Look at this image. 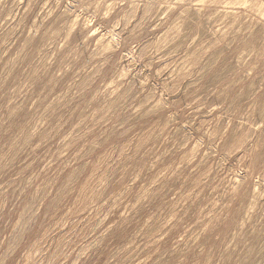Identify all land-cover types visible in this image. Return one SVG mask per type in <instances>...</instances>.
<instances>
[{
	"label": "clouds",
	"instance_id": "1",
	"mask_svg": "<svg viewBox=\"0 0 264 264\" xmlns=\"http://www.w3.org/2000/svg\"><path fill=\"white\" fill-rule=\"evenodd\" d=\"M0 14V87L17 69L23 77L6 107L32 113L0 146L4 171L24 154L0 195L35 184L0 264L17 252V264H85L98 249L102 264H264L256 259L264 255V0H0ZM113 136L122 142L110 144ZM52 141L47 162L39 158V172L25 176ZM57 161L59 171L35 183ZM68 168L70 182L53 195ZM113 184L120 187L109 192ZM145 188L149 197L138 199ZM73 191L21 250L45 200ZM226 222L219 245L206 248ZM133 224L111 245L115 229ZM251 235L258 242L247 247Z\"/></svg>",
	"mask_w": 264,
	"mask_h": 264
},
{
	"label": "rangeland",
	"instance_id": "2",
	"mask_svg": "<svg viewBox=\"0 0 264 264\" xmlns=\"http://www.w3.org/2000/svg\"><path fill=\"white\" fill-rule=\"evenodd\" d=\"M25 2H27V0H25ZM37 9H38V5L25 18V28L31 25ZM0 18H2V14H0ZM53 19H55V17H53ZM51 23L52 20H49L48 24ZM45 27H47V24L45 25ZM20 38L23 39V36H21ZM80 40H81V34L77 32L73 34L71 43L75 45L78 44ZM39 45H40V40L39 38H37L36 41L33 43L32 48L36 49L39 47ZM13 51H15V49H13ZM9 55H11V53ZM86 56L87 53H85V57ZM22 78L23 77L20 69H17L16 72L13 74V78H11L8 81V83L5 84L3 87H0V146L9 144L17 135H19L21 130L24 128L25 124L32 117V113L27 111L26 106L23 110L16 112L14 115L10 114V110L12 107H14V105L6 107L9 100V89L13 86L15 80ZM46 80L47 77H44L40 81H38L35 84L34 92H39L40 89L46 83ZM57 115H59V113ZM55 118H56L55 116L52 117L53 121L55 120ZM66 130L67 129H65V131ZM183 131L188 132L190 131V129L185 128L183 129ZM191 131L193 135L197 134L194 131V129ZM120 142L122 141H118L115 136H113L112 139L109 141L110 144L120 143ZM33 143H35V141H33ZM54 145L55 142L52 141L51 145H43L39 149H37L35 154L31 157L32 159H36V163H34L32 167L28 169L27 172H25V176H28L34 172H39L41 168V160L39 158H43L44 162H47L48 157L51 156V153L48 152V148L52 146L54 150ZM3 151H4L3 148L0 147V156L3 155ZM102 151L103 149H96L89 156V159L94 163ZM52 159H55V157H52ZM21 161H24V154H21L17 158L15 165L11 169L7 171L0 169V184L4 183L5 181H8L11 176L15 175V173L20 170V168L24 167V164H22ZM61 166H62V162L57 161L56 164H54L52 168L48 170L47 175H45L44 173H40V177L35 183H40L41 181L46 182L47 180L51 179L53 172L59 171V168ZM77 167H79V165ZM90 170H91V165L89 166L88 169L85 170L84 175H87L88 171ZM70 173H72V169L68 168L64 171L62 175L59 176L58 180L53 185V195H55L57 189L61 188L66 183L70 182L71 180ZM82 179L83 177H81V180ZM34 187L35 184L32 187H28L24 191L23 195H20L18 191L13 192L11 188L8 190L6 194L0 195V251H3V249L6 248L9 243L12 242L13 237L16 235V233L13 232L14 225H16L17 218L18 216H20L22 209L26 205L32 202ZM73 187L74 189L78 190L79 184H76ZM119 187L120 186L118 184L110 185L108 191L109 192L116 191ZM136 187H139V185H137ZM74 196H75V191H73L72 195H68L65 200L53 201L51 197L45 200L44 206L43 208H41L39 216H37L30 224H28L27 228L24 231L23 239L21 241V250H23V248H26L33 240L38 238L41 229V221L45 213L51 215L54 211L56 212L62 211L65 204L71 203ZM17 197H19V199H17ZM148 197H149V189L145 188L143 192L140 193V195L138 196V199H147ZM235 207L236 205L234 204L233 209H235ZM113 219H116L115 215L112 218H110L108 223H111ZM191 221H192V214L190 213L187 217H185L184 222L187 224V223H191ZM134 227L135 224H133L132 227H128L125 229H121V228L115 229L110 236L111 245L120 244L132 231V228ZM229 230H230V222H226L225 224L218 225L216 230L208 237L206 248L218 246L220 241L217 239V235H220L222 237L223 234L228 232ZM176 234H177L176 232H173L166 239V241L162 242V247L170 246L171 240L176 236ZM201 242H203V239ZM257 242H258V237L256 235H251L247 238V247H252L256 245ZM107 243L108 241H106V244ZM245 250H247V248ZM102 254H106V253H103V250L98 249L95 255L90 254V257L86 260L85 264H102ZM235 255L236 254L233 253V257H235ZM19 257H20V252H17L15 256L11 257L8 260L7 264H17ZM97 257H101V258L98 259ZM256 259L264 260V255L257 257ZM229 264H234V260L229 262ZM252 264H256L255 259L252 261Z\"/></svg>",
	"mask_w": 264,
	"mask_h": 264
}]
</instances>
